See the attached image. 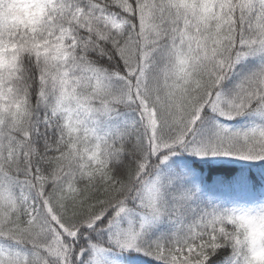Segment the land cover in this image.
Masks as SVG:
<instances>
[{"label": "snow or ice", "instance_id": "snow-or-ice-1", "mask_svg": "<svg viewBox=\"0 0 264 264\" xmlns=\"http://www.w3.org/2000/svg\"><path fill=\"white\" fill-rule=\"evenodd\" d=\"M178 153L264 161V0H0V264H95L100 225L157 264H264V205L202 204Z\"/></svg>", "mask_w": 264, "mask_h": 264}, {"label": "trees", "instance_id": "trees-1", "mask_svg": "<svg viewBox=\"0 0 264 264\" xmlns=\"http://www.w3.org/2000/svg\"><path fill=\"white\" fill-rule=\"evenodd\" d=\"M227 126L239 129L246 127L251 123L250 117H238L236 120L231 121H222ZM184 156L188 161H191L193 171H187L190 175V181L192 186H194L199 201L202 204L216 205L213 200H209L205 193H202L196 183L193 184L196 176L199 175L200 181L205 184H223L229 182L230 180L240 179L247 182V186L253 192H261L264 190V161H246V162H237L240 159L232 158L231 161L223 160L225 157H219V161L215 160H205L199 158H191L185 153ZM243 161V160H240ZM174 169H181L178 165L173 167ZM218 206V205H216ZM104 225H100L96 231H91L85 233V237L82 238V243L87 247V243L90 240L92 243L98 244L99 247L105 249H114L111 244L108 243V240L104 234ZM90 251L86 252L85 259L89 260ZM125 255L129 256H138L141 261L145 264H157L156 261L150 259L147 256L140 255L136 252L123 251Z\"/></svg>", "mask_w": 264, "mask_h": 264}, {"label": "rangeland", "instance_id": "rangeland-1", "mask_svg": "<svg viewBox=\"0 0 264 264\" xmlns=\"http://www.w3.org/2000/svg\"><path fill=\"white\" fill-rule=\"evenodd\" d=\"M185 153H178L177 155L173 156L170 158L168 164L166 167L173 168L174 163H177L182 169L186 171H192V166L191 164H188V160L184 157ZM188 155V154H187ZM191 158H198L195 156L188 155ZM201 159V158H199ZM205 160H213L214 157H209V158H204ZM220 159L215 158V161H219ZM227 161L232 162V157L226 158ZM247 160L240 161L238 160L237 162H246ZM250 195H240L238 198L231 199L232 203L234 204V207L237 208H256L261 205H264V198L260 197L257 200H254ZM128 223V220L125 219L123 221V224L126 226ZM104 234L106 235V238L108 236L107 229H104ZM108 240V239H107ZM102 249V251L96 252V253H89V260H93L95 264H138L136 260H128L126 259L121 253L112 251V250H107L104 248L99 247Z\"/></svg>", "mask_w": 264, "mask_h": 264}]
</instances>
